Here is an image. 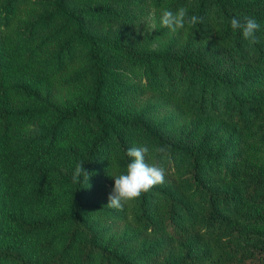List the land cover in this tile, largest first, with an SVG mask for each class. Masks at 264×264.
<instances>
[{
	"label": "trees",
	"instance_id": "obj_1",
	"mask_svg": "<svg viewBox=\"0 0 264 264\" xmlns=\"http://www.w3.org/2000/svg\"><path fill=\"white\" fill-rule=\"evenodd\" d=\"M180 7L201 21L175 53L101 35ZM245 16L257 43L231 28ZM79 63L69 85L88 77V94L17 133L47 115L45 79ZM141 145L164 181L108 207ZM0 264H264V0H0Z\"/></svg>",
	"mask_w": 264,
	"mask_h": 264
},
{
	"label": "rangeland",
	"instance_id": "obj_2",
	"mask_svg": "<svg viewBox=\"0 0 264 264\" xmlns=\"http://www.w3.org/2000/svg\"><path fill=\"white\" fill-rule=\"evenodd\" d=\"M162 27L163 26L160 23V13L155 14L154 12H149L144 13L142 17L134 23H114L106 26H100L99 28L102 30V36L109 38L112 42L119 43L121 45H128L132 48V50H136L138 52L164 51L167 50V47L172 42L176 43L169 46L168 50L173 53H175V51H179L182 47L180 46V43L183 44L186 40V33L183 34L181 30H178L177 32H171L169 30L168 32L165 27ZM56 44L57 41L51 39L50 46L53 49ZM85 69L86 66L83 63H79L71 69L72 71L69 69L58 78L45 79L40 92L46 104L47 115L42 117L39 116L23 123L22 125H17L15 127L17 133L22 135H35L41 133L47 127L52 126L55 123L57 117L60 115L59 113L66 108L68 103L74 101V94L78 89L81 94L87 95L88 90H90V81L88 77L79 83L69 85L70 77H72L76 72L84 74ZM23 79L24 78L16 75L14 80ZM28 103L30 104V101L27 99L12 97L10 107L13 109L25 107ZM189 126L190 123L186 120L172 130L166 129V132L167 134L173 136L180 132H185Z\"/></svg>",
	"mask_w": 264,
	"mask_h": 264
},
{
	"label": "clouds",
	"instance_id": "obj_3",
	"mask_svg": "<svg viewBox=\"0 0 264 264\" xmlns=\"http://www.w3.org/2000/svg\"><path fill=\"white\" fill-rule=\"evenodd\" d=\"M201 21L198 16H188V10L185 7H180L176 11H171L167 8H162L160 13V23L163 27L171 32L182 30L186 25L193 26ZM231 28L233 31H241L246 40L252 43H257L258 39L255 34L260 30V24L252 17L245 16L242 20L237 17L231 19ZM163 152V149H157ZM149 153V148L145 145L133 146L127 150V156L130 162L127 165L126 174H121L114 177V188L108 199V207L117 210H122L124 204L141 195L142 192H148L154 185L164 181L166 169L161 165H150L146 163V157ZM85 169L83 163H77L73 172V181L79 182L83 177L88 183L90 176Z\"/></svg>",
	"mask_w": 264,
	"mask_h": 264
}]
</instances>
